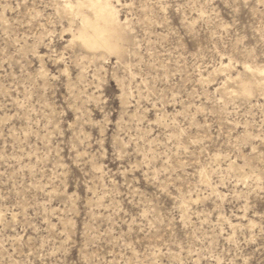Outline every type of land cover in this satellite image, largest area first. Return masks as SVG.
I'll list each match as a JSON object with an SVG mask.
<instances>
[{"label": "rangeland", "instance_id": "1", "mask_svg": "<svg viewBox=\"0 0 264 264\" xmlns=\"http://www.w3.org/2000/svg\"><path fill=\"white\" fill-rule=\"evenodd\" d=\"M64 1L0 0V264H264V0Z\"/></svg>", "mask_w": 264, "mask_h": 264}, {"label": "bare ground", "instance_id": "2", "mask_svg": "<svg viewBox=\"0 0 264 264\" xmlns=\"http://www.w3.org/2000/svg\"><path fill=\"white\" fill-rule=\"evenodd\" d=\"M62 12L76 19L77 24L71 37L80 49L93 55L105 53L117 58L125 55L126 44L129 42L128 29L119 18L112 0H65ZM244 69L250 80H238L236 94L249 99L255 91L264 93V70Z\"/></svg>", "mask_w": 264, "mask_h": 264}]
</instances>
